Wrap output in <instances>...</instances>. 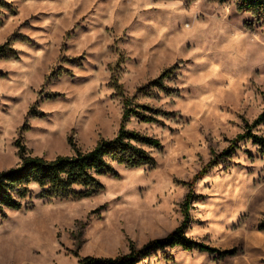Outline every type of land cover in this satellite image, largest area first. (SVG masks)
<instances>
[{
  "label": "rangeland",
  "instance_id": "rangeland-1",
  "mask_svg": "<svg viewBox=\"0 0 264 264\" xmlns=\"http://www.w3.org/2000/svg\"><path fill=\"white\" fill-rule=\"evenodd\" d=\"M190 1V0H189ZM0 8V172L19 165L17 142L51 160L112 139L123 97L173 66L168 90L138 102L158 122L128 128L160 140L152 168L117 167L81 200L41 199L0 217V264H80L117 258L182 225L217 249L152 252L137 264H264V153L237 141L231 158L209 165L264 111V25L236 0H5ZM254 24L253 32L245 30ZM140 96V94H139ZM264 136V124L253 129ZM236 141V140H235ZM196 197L183 203L194 175ZM28 203V201L24 202ZM228 251V255H219Z\"/></svg>",
  "mask_w": 264,
  "mask_h": 264
},
{
  "label": "trees",
  "instance_id": "trees-1",
  "mask_svg": "<svg viewBox=\"0 0 264 264\" xmlns=\"http://www.w3.org/2000/svg\"><path fill=\"white\" fill-rule=\"evenodd\" d=\"M191 2L192 0H187ZM220 5L227 4L230 0H216ZM6 7L5 0H0V8ZM236 8L239 13L249 14L254 22L264 25V0H236ZM245 30L253 32L254 24L246 22ZM8 43L0 47V58L6 55ZM179 67L173 65L163 70L160 75L139 87L137 93L126 96L122 90L119 94L123 97V113L119 130L112 139H100L97 144L88 151L80 150L72 137L68 139L73 155H59L48 160L40 156H33L27 148L17 142L20 163L17 167L0 172V217H6V212L18 211L31 206V186L40 189L38 197L41 199L59 200H81L96 195L103 189L102 177H117V167L126 169L152 168L156 165L153 153L148 150L162 149L159 139L128 128L131 119L141 124H152L158 122L155 117L148 115L153 112L156 115L175 117L174 113L164 112L147 104H141L139 97L148 96L150 92L157 89L161 92L168 90L165 81L177 79ZM264 124V111L251 124L246 123L245 132L231 142L229 147L220 153L212 152V160L209 165H216L220 161L231 158L237 149V141L248 140L264 153V136L253 132V129ZM204 175V170L197 172L188 183L189 191L182 205L186 218L192 201L193 187ZM28 201V203H24ZM181 227L174 230L168 236L153 240L142 248L137 249L131 245L128 254L117 258L86 257L80 264H137L140 260L148 257L152 252L165 250L167 248L180 247L186 251L194 249L208 253H216L217 249L197 243L188 238ZM264 230V225H260ZM230 252H220L219 255H228Z\"/></svg>",
  "mask_w": 264,
  "mask_h": 264
}]
</instances>
